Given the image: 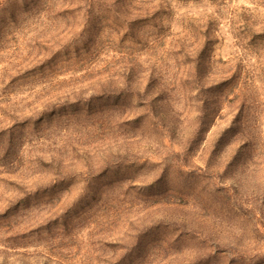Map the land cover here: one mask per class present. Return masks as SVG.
Wrapping results in <instances>:
<instances>
[{
    "label": "rangeland",
    "instance_id": "obj_1",
    "mask_svg": "<svg viewBox=\"0 0 264 264\" xmlns=\"http://www.w3.org/2000/svg\"><path fill=\"white\" fill-rule=\"evenodd\" d=\"M0 264H264V0H0Z\"/></svg>",
    "mask_w": 264,
    "mask_h": 264
}]
</instances>
